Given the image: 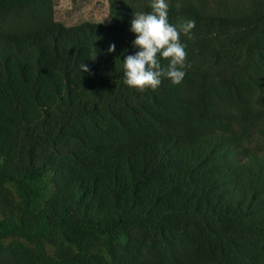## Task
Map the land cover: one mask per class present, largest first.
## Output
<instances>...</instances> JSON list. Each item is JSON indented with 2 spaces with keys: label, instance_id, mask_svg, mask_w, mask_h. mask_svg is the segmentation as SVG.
<instances>
[{
  "label": "trees",
  "instance_id": "trees-1",
  "mask_svg": "<svg viewBox=\"0 0 264 264\" xmlns=\"http://www.w3.org/2000/svg\"><path fill=\"white\" fill-rule=\"evenodd\" d=\"M109 3L66 26L0 0V264H264V0H168L186 75L146 91L149 0Z\"/></svg>",
  "mask_w": 264,
  "mask_h": 264
},
{
  "label": "clouds",
  "instance_id": "clouds-1",
  "mask_svg": "<svg viewBox=\"0 0 264 264\" xmlns=\"http://www.w3.org/2000/svg\"><path fill=\"white\" fill-rule=\"evenodd\" d=\"M149 8L147 12L133 13L129 31L135 35L132 48L136 51L123 60V83L137 91L156 90L164 78L173 85L182 82L187 54L180 37L181 33L190 34L195 26L193 21L185 22L179 29L170 24L168 0H149ZM108 52H115L114 44L109 46ZM161 60H166L167 65H162ZM79 70L89 72L85 60Z\"/></svg>",
  "mask_w": 264,
  "mask_h": 264
},
{
  "label": "rangeland",
  "instance_id": "rangeland-1",
  "mask_svg": "<svg viewBox=\"0 0 264 264\" xmlns=\"http://www.w3.org/2000/svg\"><path fill=\"white\" fill-rule=\"evenodd\" d=\"M56 19L66 26L83 22L112 23L109 0H55Z\"/></svg>",
  "mask_w": 264,
  "mask_h": 264
}]
</instances>
